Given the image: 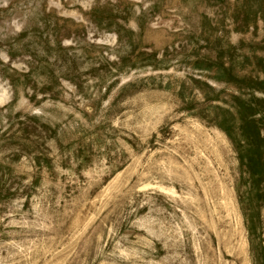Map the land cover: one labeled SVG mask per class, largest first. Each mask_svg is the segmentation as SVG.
Wrapping results in <instances>:
<instances>
[{
	"label": "rangeland",
	"instance_id": "374dc122",
	"mask_svg": "<svg viewBox=\"0 0 264 264\" xmlns=\"http://www.w3.org/2000/svg\"><path fill=\"white\" fill-rule=\"evenodd\" d=\"M250 106L264 0H0V264H264Z\"/></svg>",
	"mask_w": 264,
	"mask_h": 264
},
{
	"label": "trees",
	"instance_id": "16d2710c",
	"mask_svg": "<svg viewBox=\"0 0 264 264\" xmlns=\"http://www.w3.org/2000/svg\"><path fill=\"white\" fill-rule=\"evenodd\" d=\"M243 117L244 122L246 124V136L251 139L252 142V149L251 154H255L257 160L254 158H247V161L249 160V165H252L253 171H262L264 169V160L262 158V152L261 148L264 145V138H261L260 136V127L257 120H255L254 115L256 114L255 108L250 106L249 109L244 110ZM251 167V166H250Z\"/></svg>",
	"mask_w": 264,
	"mask_h": 264
}]
</instances>
